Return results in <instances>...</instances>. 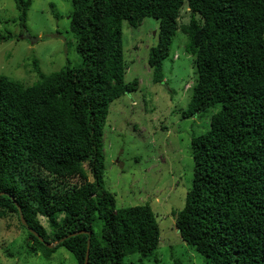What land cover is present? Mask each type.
Here are the masks:
<instances>
[{"label": "trees", "instance_id": "obj_1", "mask_svg": "<svg viewBox=\"0 0 264 264\" xmlns=\"http://www.w3.org/2000/svg\"><path fill=\"white\" fill-rule=\"evenodd\" d=\"M14 1L26 28L34 0ZM71 2L81 63L51 74L35 64L33 85L0 76V220L16 219L27 230L35 256L51 259L65 248L85 264L91 238L88 264L150 260L161 243L157 215L150 204L117 207L105 184L104 128L111 104L140 89L138 79L126 80L123 23L138 28L153 18L159 41L149 51L152 80L163 82L180 31L198 77L182 117L216 109L192 140L193 181L176 228L205 264H264V0ZM187 7L189 23L181 24ZM16 203L44 242L23 225ZM79 232L86 233L67 238ZM64 238L53 249L45 245Z\"/></svg>", "mask_w": 264, "mask_h": 264}, {"label": "rangeland", "instance_id": "obj_2", "mask_svg": "<svg viewBox=\"0 0 264 264\" xmlns=\"http://www.w3.org/2000/svg\"><path fill=\"white\" fill-rule=\"evenodd\" d=\"M72 11L71 0H34L23 28L15 1L0 0V76L33 85L39 80L35 64L43 74L79 65L76 38L70 30ZM190 15L189 8H184L180 23H189ZM158 32L159 21L153 18L145 19L138 28L123 23L129 67L126 80L138 79L140 89L110 106L104 128L105 184L115 194L118 208L150 204L157 215L161 243L144 264H205V258L182 240L175 223L192 186V140L209 128L216 109L182 117L198 77L195 56L185 49L188 37L180 31L164 61L163 82L152 80L148 59L150 49L158 45ZM40 220L50 231L48 219ZM28 237L16 219L0 220V264H77L65 248L51 259L30 254ZM7 251L14 256L8 257ZM130 260L141 264L138 255Z\"/></svg>", "mask_w": 264, "mask_h": 264}, {"label": "water", "instance_id": "obj_3", "mask_svg": "<svg viewBox=\"0 0 264 264\" xmlns=\"http://www.w3.org/2000/svg\"><path fill=\"white\" fill-rule=\"evenodd\" d=\"M5 194H6L5 192H0V196H3ZM16 205H17V207L19 209L20 218H21V221H22L23 225L27 227V229L29 230L30 233H32L33 236L37 237L40 241L44 242V238L41 237L39 233H37L36 231H34L32 228H30L27 225V222L24 220V215H23V212H22V208L20 207L19 204L16 203ZM81 233H86V232H79V233L71 234L67 238L72 237V236H76V235L81 234ZM88 234L91 235L90 232H88ZM64 240H65V238L60 240V241H56V242H54L52 244H47L46 243L45 245L49 249H53V248L57 247ZM90 246H91V238L88 239V250H87V254H86L85 264H88V262H89Z\"/></svg>", "mask_w": 264, "mask_h": 264}]
</instances>
